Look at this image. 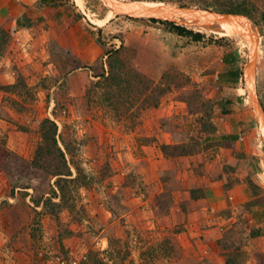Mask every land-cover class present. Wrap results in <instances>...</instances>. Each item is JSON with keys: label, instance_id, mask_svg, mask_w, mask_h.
<instances>
[{"label": "rangeland", "instance_id": "obj_1", "mask_svg": "<svg viewBox=\"0 0 264 264\" xmlns=\"http://www.w3.org/2000/svg\"><path fill=\"white\" fill-rule=\"evenodd\" d=\"M250 1L264 12V0ZM252 22L264 102V21ZM0 26L9 37L0 52V264H55L58 257L217 264L215 257L201 260L196 244L180 235L184 227L165 219L170 196L146 202L140 146L165 133L171 148L165 154V144L158 146L166 159L199 156L197 172L206 163L211 172L221 169L213 163L221 159L228 173L236 152L247 149L264 199L262 138L244 81L232 76L243 73L246 42L204 29L206 39L193 42L159 22L114 15L103 0L41 2ZM110 72L107 85L101 75ZM46 118L58 127L72 173L60 182L49 157L41 168L33 165ZM174 174L160 176L168 190ZM258 209L234 217L235 226L217 240L226 264H264V240L254 239L260 228L264 237Z\"/></svg>", "mask_w": 264, "mask_h": 264}, {"label": "crops", "instance_id": "obj_2", "mask_svg": "<svg viewBox=\"0 0 264 264\" xmlns=\"http://www.w3.org/2000/svg\"><path fill=\"white\" fill-rule=\"evenodd\" d=\"M41 1L0 0V20L18 17ZM158 132L161 130L159 129ZM155 136L158 140H155L153 144L140 146L142 180L146 185V192L151 195L146 202L161 196H170L167 198L170 214L168 217L164 216L168 223L184 227L180 235L187 240L188 246L192 247L196 244L201 260L206 257L211 259L215 257L217 264H226L223 261L224 257L216 250V242L229 227L235 226L233 224L236 223L237 218L234 219V217L242 218L244 214L249 216L254 209L258 208L264 215L263 194H259L257 190L261 185L255 181L257 175H253L252 171L257 167L256 159L247 156L246 149V151L236 152L234 164L231 163V166L234 165L236 168L232 173L221 172L224 168L221 159L213 162L215 166L220 163L221 169L214 168L211 172L206 163V170L197 172L196 168L203 162L199 159V164L195 163V159L199 156L188 155L166 159L158 145L171 143L170 135L164 133L161 135L163 138L159 134ZM166 170L168 173L170 171L175 173L174 189L168 190L166 186L169 183L164 186L165 183L160 180L161 175L168 174ZM151 209L157 210L154 206H151ZM228 213H232L233 216H229ZM262 219L264 220L263 216ZM230 222L232 226L227 225ZM259 226L256 228H260ZM261 235L260 228L254 239L264 240ZM261 249L264 251L263 248Z\"/></svg>", "mask_w": 264, "mask_h": 264}, {"label": "water", "instance_id": "obj_3", "mask_svg": "<svg viewBox=\"0 0 264 264\" xmlns=\"http://www.w3.org/2000/svg\"><path fill=\"white\" fill-rule=\"evenodd\" d=\"M114 15L132 19H156L178 25L210 30L218 25L231 35L240 36L248 46V59L243 70V81L252 103L259 133L264 146V108L257 90V62L259 57V34L252 20L245 15L232 14L193 6L164 4L150 6L139 0H103ZM154 3V2H153Z\"/></svg>", "mask_w": 264, "mask_h": 264}, {"label": "trees", "instance_id": "obj_4", "mask_svg": "<svg viewBox=\"0 0 264 264\" xmlns=\"http://www.w3.org/2000/svg\"><path fill=\"white\" fill-rule=\"evenodd\" d=\"M146 1V0H139ZM151 1H161L165 0H151ZM174 3H177L178 6H193V3H197V0H169ZM44 4H47L48 0L41 1ZM202 3L195 4L198 8H206L209 9L212 7L215 11L232 13V14H241L253 20L256 24H260L264 21V12L259 11L257 4L251 2L250 0H204ZM228 4V5H224ZM260 16V17H259ZM129 18V17H128ZM132 19V18H130ZM151 22H159L162 25L166 26L171 33H174L180 37H186L193 42H202L206 39V33L202 31L200 28H195L191 26H183L178 25L174 22L156 20V19H147ZM8 33L1 28L0 26V52L4 48V46L8 42ZM212 36L209 37L211 40ZM110 72L109 74L101 75L102 82L105 84H110L113 81V74ZM232 76L235 79L243 80V73L239 70L232 71ZM125 84L127 82H124ZM128 86V84L126 85ZM119 88V86H118ZM259 95V94H258ZM260 102L264 108V102L261 100L259 96ZM57 131L58 127L56 123L50 119H44L41 123V134H42V144L37 148L36 155L33 161L34 167L41 168V161L47 157H49L51 165V171H49L54 177H57V182H60L65 177H71L72 173L67 165L65 154L63 150L59 147L57 141ZM171 148V145L165 144L161 145V150L166 154V151ZM182 154V153H181ZM188 154V153H187ZM56 161V163H54ZM67 169V171H64ZM48 170V169H46Z\"/></svg>", "mask_w": 264, "mask_h": 264}, {"label": "bare ground", "instance_id": "obj_5", "mask_svg": "<svg viewBox=\"0 0 264 264\" xmlns=\"http://www.w3.org/2000/svg\"><path fill=\"white\" fill-rule=\"evenodd\" d=\"M145 4L150 5V6L160 5L158 3H153V2H149V1H146ZM112 14H113V12H112ZM209 29H210L209 31L217 33L218 35H223V36L231 35V34H229V32H227L226 30H224L223 28H221L218 25L209 26Z\"/></svg>", "mask_w": 264, "mask_h": 264}, {"label": "built area", "instance_id": "obj_6", "mask_svg": "<svg viewBox=\"0 0 264 264\" xmlns=\"http://www.w3.org/2000/svg\"><path fill=\"white\" fill-rule=\"evenodd\" d=\"M55 264H81V258H76V257H70V258L58 257L56 259Z\"/></svg>", "mask_w": 264, "mask_h": 264}]
</instances>
